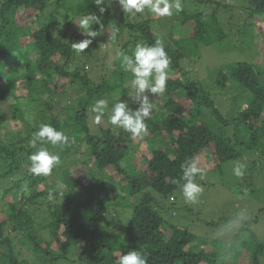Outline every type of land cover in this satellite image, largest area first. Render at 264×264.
Masks as SVG:
<instances>
[{"label": "trees", "instance_id": "trees-1", "mask_svg": "<svg viewBox=\"0 0 264 264\" xmlns=\"http://www.w3.org/2000/svg\"><path fill=\"white\" fill-rule=\"evenodd\" d=\"M181 3V12L157 16L147 8L126 14L118 0L106 2L101 24L92 26L98 35L77 54L71 43L88 37L73 20L87 12L99 15L95 0H0V105L12 102L9 116L0 106V264H117L130 250L140 251L146 264L264 260V241L242 219H227L240 224L228 239L201 234L195 226L216 225L201 218L186 224L165 215V199L184 183L182 164L196 157L204 173L205 155L222 173L229 163L242 166L248 178L243 183L236 176V190L264 204V41L253 34L264 24V0H243L242 20L226 16L230 5L217 0ZM157 21L166 31L154 29ZM240 36L253 43L256 59L228 63L211 82L184 69L183 62L198 61L204 47ZM125 37L108 74L93 43L113 48ZM156 40L170 64L163 94L147 93L158 110L145 120L146 131L133 139L110 124L107 109L94 127L97 100H107L110 109L120 100L139 107L129 98L132 75L119 54L132 55L137 43ZM214 86L233 93L226 114ZM41 124L70 137L67 145L45 144L60 156L47 176L30 173L29 157L41 145L37 141L34 148L31 141ZM57 185L63 195L54 192L50 199ZM258 211L264 213V206Z\"/></svg>", "mask_w": 264, "mask_h": 264}, {"label": "rangeland", "instance_id": "rangeland-1", "mask_svg": "<svg viewBox=\"0 0 264 264\" xmlns=\"http://www.w3.org/2000/svg\"><path fill=\"white\" fill-rule=\"evenodd\" d=\"M218 2L226 5H230L223 10V13L229 15V18L242 20L243 19V0H217ZM221 9V8H220ZM159 25H154V29L158 31H166V28H160ZM240 22V21H238ZM161 23L165 25L166 20L162 19ZM156 24V23H154ZM66 25L62 23L57 25V29L60 34L65 31ZM184 33V32H183ZM253 34L255 36V41L263 43L264 41V24L260 22L258 26L253 29ZM183 36L185 35L182 34ZM166 37V35H164ZM243 36V34H242ZM241 39H236L223 43L222 45L215 44L209 47H204L202 49V56L196 62L184 61L183 67L185 70L191 71L192 77H200L203 81L211 82L213 76L217 71L222 67H225L228 63H235L238 61H248L254 60L257 57L256 48L253 46L251 41H248L244 36L243 41ZM126 37L119 41L113 48L109 46L106 47L104 41L94 42L93 54L99 57V61L102 59L103 62H106L109 65L110 70L108 74L113 70V62L115 60L116 54L120 51V46L125 42ZM98 60V59H96ZM261 64L264 66V58L261 60ZM101 75V74H99ZM97 76L95 73L92 74V77ZM101 77V76H99ZM94 79V78H93ZM97 78L96 80H98ZM127 86L131 88L130 81L127 83ZM214 95L216 96V103L219 108L222 110V113L226 114L228 107L231 106V96L233 93H226V91L218 89L214 86L213 89ZM25 90L21 91V94H26ZM226 93V95H225ZM20 94V93H19ZM150 97V96H149ZM12 102H6L0 106L5 111V114L9 116L11 114L10 104ZM154 105V104H153ZM107 112H110V108H107ZM158 108L154 105L151 115L153 116L157 112ZM95 113L92 111V117L90 122L94 127L97 125L95 123ZM7 123L10 124L11 128L15 129V121L11 122L7 119ZM85 149V148H84ZM85 155V154H84ZM237 166L235 162L229 163L222 173L220 170H215L214 164L208 155L202 159V167H206L209 170L205 171L198 181H196L202 191L198 195L195 202L187 201L181 189L177 190L173 195L167 197L165 202L169 210L165 215L172 220L182 222L186 224L191 223L192 220L201 218L203 221L216 224L215 226H208L205 223L200 224L196 230H199L201 234L210 237L220 236L232 238L237 234L240 228L239 223L227 222L228 218L238 217L242 214V220L247 222L252 230H255L256 233L264 241V213H260L258 209H262L264 204L259 198L251 197L250 195H242L239 193L236 188H238L239 181L234 174V167ZM248 178V171H245L240 177L243 183ZM264 185V181L261 183ZM157 200L161 198L159 195L155 194ZM255 213L259 214L258 218ZM173 216V217H172ZM257 219V221H256ZM194 220V221H195ZM257 222V223H256ZM218 223V224H217ZM116 230V229H115ZM261 264H264L262 259Z\"/></svg>", "mask_w": 264, "mask_h": 264}, {"label": "clouds", "instance_id": "clouds-1", "mask_svg": "<svg viewBox=\"0 0 264 264\" xmlns=\"http://www.w3.org/2000/svg\"><path fill=\"white\" fill-rule=\"evenodd\" d=\"M106 2L110 5L112 0H95V4L99 8V15L94 12H87L77 20H73L82 33L88 37L82 41L71 43V48L77 54L84 52L92 44L90 38L98 35V32L93 30L92 26L101 24L102 16L107 11ZM118 3L126 14L142 13L147 8L157 16H171L173 10L176 13L183 10L181 0H171V2L170 0H118ZM111 38L114 39V36ZM119 55L121 57V67L132 75L129 98L138 103L139 107L136 109L129 108L128 101L120 100L111 107L110 112H108V120L110 124L122 128L135 139L146 131L145 120L151 115L154 107L147 93L162 95L165 91L170 59L160 40H156L153 45L137 43L132 55L123 52ZM107 108L108 102L105 99L97 100L92 105V111L96 114V124L101 123ZM37 141L41 142V145L29 157L31 161L30 173L36 176H47L59 164L60 156L50 152L45 144H51L52 146L67 145L70 142V137L63 131L56 130L50 124H41L38 130L33 133L31 144L34 148ZM198 165L199 160L193 157L181 166L184 183L179 187L184 198L189 202H195L202 191L200 185L196 182L197 175L203 173ZM241 169L242 166L240 165L234 167V174L237 177L243 175ZM62 189V185H57L50 190L49 198H52L54 192L63 195ZM241 219L242 214L237 217V222ZM117 264H146V260L140 251L130 250L118 258Z\"/></svg>", "mask_w": 264, "mask_h": 264}]
</instances>
